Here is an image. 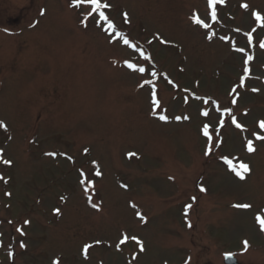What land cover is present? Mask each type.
<instances>
[{
  "label": "rangeland",
  "instance_id": "rangeland-1",
  "mask_svg": "<svg viewBox=\"0 0 264 264\" xmlns=\"http://www.w3.org/2000/svg\"><path fill=\"white\" fill-rule=\"evenodd\" d=\"M68 1L0 0V25L20 29L15 34L0 29V121L9 127V132L0 128V156L13 161L11 168L0 172L6 181L0 187L1 201L8 205L0 206V231L2 245L15 251L13 261L2 253L0 264H49L54 256H60V264H95L99 257L104 264H126L130 253L132 264H223V251L245 249V241L247 251L236 254L239 264H264V231L254 223L256 214L264 218V141L254 155L242 156L252 167L245 182L237 181L216 161L217 156L241 151L234 133L229 132L220 149L204 158V142L208 144L202 131L208 125L204 116L189 123L153 120L159 105L152 109L147 90L136 88L141 77L111 65L139 55L128 54L118 44L108 45L91 23L84 27L87 9L83 10L84 5L79 11L68 9ZM109 1L114 21L143 42L141 51L149 49L155 62L161 63L159 69L170 82L167 88H159L168 114L191 111L192 105L185 108L184 104L193 101L189 78L194 80L200 72L199 90L211 93L215 87L220 96L225 94L231 82L221 73L231 77L241 62L218 36L208 37L191 23L193 9L205 17L203 0ZM238 1L241 5L247 1L264 13V0H228L222 10L223 17L225 13L233 16V26L247 30L253 14L240 12ZM35 5L46 9L45 16H37ZM33 18H37L34 25L26 27ZM262 27H257L255 39L264 31ZM254 53L250 66L260 76L264 51ZM217 67L220 72L215 76L205 75ZM258 91L241 93L237 105L245 110L241 122L251 131L255 120L264 121V86ZM149 109L155 111L153 116ZM87 147L90 153L80 156ZM35 148L63 153L52 163ZM126 152L141 157L127 160ZM64 154L75 157L73 167L62 161ZM91 160L103 173V177L89 176L95 181L91 189L102 210L86 205L85 193L75 182L76 167L90 172ZM199 175L204 176L201 187H206L210 200L203 198L198 204L199 228L193 230L186 227L181 207L189 203ZM115 177L127 183L128 191L118 186ZM3 190L10 191L9 198H4ZM55 194L68 195L56 216L50 213L51 204L59 206ZM130 200L140 208H129ZM231 202L250 207L234 208ZM136 210L148 223L141 225ZM24 217L30 219L25 234L7 223L10 219L20 223ZM195 217L191 212L189 219ZM121 232L141 237L145 252L136 251L130 241L120 245L122 253L115 252ZM93 240L109 242L111 248L94 246L88 261L79 250Z\"/></svg>",
  "mask_w": 264,
  "mask_h": 264
},
{
  "label": "snow or ice",
  "instance_id": "snow-or-ice-1",
  "mask_svg": "<svg viewBox=\"0 0 264 264\" xmlns=\"http://www.w3.org/2000/svg\"><path fill=\"white\" fill-rule=\"evenodd\" d=\"M221 2H223V0H221ZM217 3V0H208V6L209 8H212L214 4ZM81 5H84V6H90L91 8V11H88L86 13V18L87 17H92L93 20L96 19V16L95 14H98L99 15V21H107L108 20V17L106 16L105 12L103 11V9H107L110 7L109 4L107 3H102L101 0H72V6H75V7H80ZM241 7L243 8H247V5L246 4H243L241 5ZM43 12V10H42ZM253 15L254 17L256 18L257 21H259L261 19V16L258 12H253ZM211 16H212V19L215 20L216 19V12H215V9H213L212 13H211ZM124 17H125V21H127V14L125 13L124 14ZM99 21H97V23H99ZM83 23V21H82ZM197 23H203L202 21H199L197 20ZM207 25H205L206 27ZM114 27V25L111 23V21L108 22V28H112ZM249 37H250V34H249ZM125 44L128 43L127 40L124 41ZM249 43H251V38L249 39ZM260 46L262 48H264V42H261ZM239 51H243V49H240ZM145 60L148 59L147 56L144 57ZM252 57L251 56H248L247 59L245 60V65H247L248 61L251 60ZM127 63V62H126ZM127 66L129 68H135L136 66L132 63H128ZM137 71L143 73L144 72V68H139V69H136ZM245 72L248 71L247 67H245L244 69ZM153 75H155V73H153ZM241 82H243V78L241 79ZM145 83H150V81H145ZM255 91V90H254ZM235 101H233L234 103ZM225 111H229L228 109H225ZM205 116L208 115L207 112H204L203 113ZM161 119H164V117H161ZM179 119V117H178ZM232 122L234 124H236V126L238 128L242 127L241 125H239L238 123H236V119L235 117H232ZM260 127L261 128H264V121H261L260 122ZM0 128H5L6 129V125L4 124L3 121H0ZM208 128L209 126L208 125H204V128L202 129L203 131V134L206 136V137H209V140L211 141L212 140V137L209 136V131H208ZM257 139H260V140H264V136H257ZM252 141L249 140L247 141V151L248 152H253L254 151V148L252 146ZM85 151H87V149H85ZM208 154V150H206L205 152V155ZM49 155H54V153H50ZM130 157L133 156L134 154L133 153H129L128 154ZM222 159H225L226 162L230 163L227 158H222ZM0 162L8 165L11 163V161H8V160H0ZM95 163V162H93ZM230 167H231V171H233L238 177H240L241 179H244V173L248 172L249 171V165L247 164H244V163H240L238 166L236 165H231L230 163ZM83 174V173H82ZM97 175H99L100 173L97 172L96 173ZM3 178L0 177V180H2ZM6 182V181H5ZM200 191L203 192L205 191V189L203 187H200ZM6 195H10L8 193H6ZM236 207H241V208H247L249 207V205H235ZM93 207H96V205H93ZM191 207V205H186L185 206V210L187 211V208ZM57 212L59 211L58 209L56 210ZM139 215V213H138ZM257 221L259 222L260 224V227H261V230L264 231V219H262L259 215L257 216ZM25 224L29 223V221H24ZM17 232H21L22 230L20 228H17L16 229ZM129 238L127 236H125L121 241L120 243L117 245V247L119 248L121 244H124ZM131 239L133 241L136 242V244L140 247V251H144V248H143V244L142 242L136 238V237H131ZM99 243V242H97ZM21 248L25 247V245L23 243H21ZM244 246H245V250L247 249L248 247V243L247 241L244 242ZM90 247V245H86L85 246V250H87L88 248ZM11 255V253H10ZM228 256H230L231 254H227Z\"/></svg>",
  "mask_w": 264,
  "mask_h": 264
}]
</instances>
